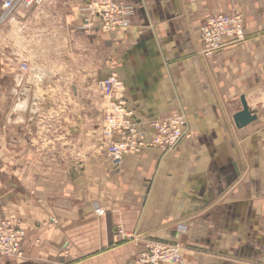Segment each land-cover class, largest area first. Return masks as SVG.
<instances>
[{"label":"crops","instance_id":"obj_1","mask_svg":"<svg viewBox=\"0 0 264 264\" xmlns=\"http://www.w3.org/2000/svg\"><path fill=\"white\" fill-rule=\"evenodd\" d=\"M114 1L128 28L80 30L84 0L3 23L0 218L25 237L0 264H134L151 243H179L165 264H264V0ZM230 11L244 40L204 59L203 21ZM112 72L137 123L179 112L188 137L108 155L95 85ZM241 98L255 120L236 127Z\"/></svg>","mask_w":264,"mask_h":264},{"label":"built area","instance_id":"obj_2","mask_svg":"<svg viewBox=\"0 0 264 264\" xmlns=\"http://www.w3.org/2000/svg\"><path fill=\"white\" fill-rule=\"evenodd\" d=\"M47 0H0L2 13L0 24L9 22L20 11L38 8ZM83 11L89 16L83 18L82 31L90 33L95 26L101 32H111L119 28H128L133 8L114 0H84ZM91 17L96 19V22ZM199 54L204 59L211 58L230 43L242 42L244 36L243 16L236 11L209 15L199 29ZM22 73L30 72V64L20 62ZM96 88L108 100L103 111V137L109 140L107 153L119 161L129 154H137L147 149L171 152L182 138L187 137V123L184 116L172 112L161 119L151 120L141 126L134 120V113L124 101V86L115 73L96 82ZM149 134V136H148ZM101 214L99 209L95 210ZM56 223L55 220L51 224ZM180 231V229L178 230ZM25 232L0 218V258H22L21 243ZM140 253L134 264H165L180 261L178 243H152Z\"/></svg>","mask_w":264,"mask_h":264},{"label":"water","instance_id":"obj_3","mask_svg":"<svg viewBox=\"0 0 264 264\" xmlns=\"http://www.w3.org/2000/svg\"><path fill=\"white\" fill-rule=\"evenodd\" d=\"M30 73L38 71L37 66H30ZM47 75V73H46ZM255 120V116L248 109L244 98H241V110L235 113L233 121L236 127H244Z\"/></svg>","mask_w":264,"mask_h":264},{"label":"rangeland","instance_id":"obj_4","mask_svg":"<svg viewBox=\"0 0 264 264\" xmlns=\"http://www.w3.org/2000/svg\"><path fill=\"white\" fill-rule=\"evenodd\" d=\"M116 2H117V1H116ZM47 5H50V4L48 3ZM20 12H21V11H20ZM1 13H2V8H1V4H0V15H1ZM17 14H18V13H16L15 16H17ZM82 20H83V19H82ZM202 24H203V23H202ZM4 25H6V24H4ZM4 25H3V23L0 24V35L3 34V32H4V31H3V29H4L3 26H4ZM81 26H82V23H81ZM201 26H202V25H201ZM79 28H81V27H79ZM200 28H201V27H200ZM80 30H81V29H80ZM89 31L91 32L92 30L90 29ZM114 31H115V30H114ZM84 32H85V31H84ZM111 32H112V31H111ZM102 33H105V32H102ZM107 33H108V32H107ZM1 36H2V35H1ZM122 84H123V83H122ZM95 88H96V85H95ZM96 91H97V93L100 95V97H101V101H102V100H105V102H106V106H105V108H102V109L100 110L101 114H103L104 109L107 108V106H108L109 103H108V100H107V98L105 97V95H104L103 93H100V92L97 90V88H96ZM178 113H179V112H178ZM180 114H181V113H180ZM182 115H183V114H182ZM183 116H184V115H183ZM102 118H103V117H102ZM184 118H185V116H184ZM185 120H186V119H185ZM186 123H187V122H186ZM102 131H103V127H102ZM187 135H188V134H187ZM102 136H103V134H102V132H101V137H102ZM187 137H188V136H187ZM151 244H152V243H151ZM178 244H179V243H178ZM147 246H148V245H147ZM147 246H146V247H147ZM146 249H147V248H145V250H144L143 252H145ZM141 253H142V252H141ZM139 254H140V253H139ZM139 254H138V255H139ZM138 255H137V256H138ZM137 256H136V257H137Z\"/></svg>","mask_w":264,"mask_h":264},{"label":"bare ground","instance_id":"obj_5","mask_svg":"<svg viewBox=\"0 0 264 264\" xmlns=\"http://www.w3.org/2000/svg\"><path fill=\"white\" fill-rule=\"evenodd\" d=\"M28 61H30V60H28ZM34 73V72H33ZM42 75V74H41ZM41 93V92H40ZM49 108V107H48ZM23 110V109H22ZM21 113V112H20Z\"/></svg>","mask_w":264,"mask_h":264}]
</instances>
